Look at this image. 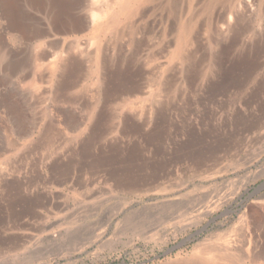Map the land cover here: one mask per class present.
I'll use <instances>...</instances> for the list:
<instances>
[{"label":"rangeland","instance_id":"1","mask_svg":"<svg viewBox=\"0 0 264 264\" xmlns=\"http://www.w3.org/2000/svg\"><path fill=\"white\" fill-rule=\"evenodd\" d=\"M166 1L0 16V264H264V0Z\"/></svg>","mask_w":264,"mask_h":264},{"label":"bare ground","instance_id":"2","mask_svg":"<svg viewBox=\"0 0 264 264\" xmlns=\"http://www.w3.org/2000/svg\"><path fill=\"white\" fill-rule=\"evenodd\" d=\"M32 4L34 2H36L37 0H29ZM164 1V0H163ZM220 1V0H219ZM256 0H241L240 3H241V7L244 8V9H247V7H250L251 5H253V3L255 2ZM168 2V0L166 1ZM218 2V0H208L207 1V5L211 6L213 5V7H215L216 3ZM53 3V2H52ZM162 3V2H161ZM160 4V3H158ZM215 4V5H214ZM13 5V0H0V16L2 19H6L11 26L15 27V26H19L21 22V17H17L16 13L14 12V9L12 7ZM52 6V5H51ZM54 6V5H53ZM169 6V5H168ZM167 6V8L169 9V7ZM205 6V5H204ZM172 7V6H171ZM170 7V9H171ZM206 7V6H205ZM204 7V8H205ZM164 8V6H163ZM176 8V7H175ZM209 8V7H208ZM203 9V8H202ZM60 10V9H59ZM58 10V6L56 5L55 7H53V11L51 13V16H50V25L52 26H55L57 24H60L62 23L64 20H65V16L62 14V12H60ZM165 10V9H164ZM201 10V8H200ZM206 10V8L204 9ZM209 10V9H207ZM167 11V10H166ZM170 11V10H168ZM172 11V10H171ZM175 11H177V9H175ZM199 11V9H198ZM92 12V11H90ZM173 12V11H172ZM205 14L206 11H204ZM169 13V12H168ZM176 13V12H175ZM193 13V12H192ZM173 14V13H172ZM194 14V13H193ZM192 14V15H193ZM204 14V13H203ZM168 15V14H167ZM184 15V13H183ZM191 15V14H190ZM195 15V14H194ZM200 15H201V12H200ZM170 16V15H169ZM173 16V15H172ZM176 16V15H175ZM181 16V14H180ZM91 20H94L95 19V14L93 13L92 16H91ZM174 17V16H173ZM170 18V17H169ZM175 18V17H174ZM182 18V17H181ZM194 19V18H193ZM236 20V19H235ZM69 21V20H68ZM187 21V20H186ZM186 21H183L182 24L180 25V27H182V30H183V33H182V41L181 43H184V41L188 40V38L190 37L189 36V33H191L189 31V27L188 25H190L191 21L192 20H188L187 22ZM230 21V19L228 20ZM177 22V21H176ZM193 22V21H192ZM6 23V22H5ZM64 23V22H63ZM68 24V23H67ZM62 25V24H61ZM64 25V24H63ZM223 25V24H222ZM221 25V26H222ZM228 24L225 23L224 24V27H226ZM68 26V25H67ZM54 28V27H53ZM41 29V28H40ZM73 29V28H72ZM19 30V29H18ZM17 30V31H18ZM171 31V30H170ZM40 32V31H39ZM28 35V34H27ZM38 36V35H37ZM33 37H34V34H33ZM39 37V36H38ZM181 40V39H180ZM55 52V51H54ZM53 52V55L55 56V53ZM7 53V52H6ZM50 53V52H49ZM38 54V53H37ZM36 54V55H37ZM50 56V55H49ZM53 56V57H54ZM52 57V56H51ZM38 57L35 58V60H37ZM56 60V59H55ZM37 68V66H36ZM53 68V65H51V68ZM119 71V70H118ZM204 255L202 256H199V257H196L195 260H193L191 263L189 264H209L208 261L211 263V264H242L241 263V260L242 258L237 254V253H231V252H221V251H218L217 249H212V248H209V249H206L204 252ZM202 253V254H203Z\"/></svg>","mask_w":264,"mask_h":264},{"label":"water","instance_id":"3","mask_svg":"<svg viewBox=\"0 0 264 264\" xmlns=\"http://www.w3.org/2000/svg\"><path fill=\"white\" fill-rule=\"evenodd\" d=\"M264 184H262L261 186H263Z\"/></svg>","mask_w":264,"mask_h":264}]
</instances>
